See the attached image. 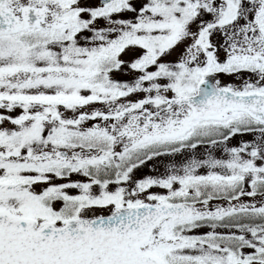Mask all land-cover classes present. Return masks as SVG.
<instances>
[{"label":"snow or ice","instance_id":"snow-or-ice-1","mask_svg":"<svg viewBox=\"0 0 264 264\" xmlns=\"http://www.w3.org/2000/svg\"><path fill=\"white\" fill-rule=\"evenodd\" d=\"M0 264H264V0H0Z\"/></svg>","mask_w":264,"mask_h":264}]
</instances>
